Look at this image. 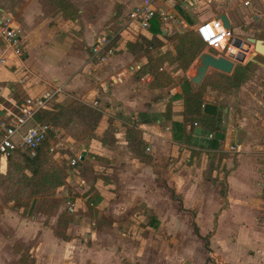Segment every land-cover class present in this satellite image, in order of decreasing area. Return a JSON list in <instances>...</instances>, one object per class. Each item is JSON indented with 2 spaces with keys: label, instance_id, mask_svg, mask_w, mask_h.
Here are the masks:
<instances>
[{
  "label": "crops",
  "instance_id": "0c3cea01",
  "mask_svg": "<svg viewBox=\"0 0 264 264\" xmlns=\"http://www.w3.org/2000/svg\"><path fill=\"white\" fill-rule=\"evenodd\" d=\"M14 1L18 3L14 7L18 14L14 26L21 32L23 55L18 58L6 53L7 61L0 66L1 96L13 105L15 100L9 85L13 84V89H25L31 94L29 96H40L60 87L53 100L62 105L76 100L88 104L91 100L93 106L98 104L101 117L99 126H96V136L82 141L72 136L66 138V145L70 146L69 154L61 155L67 164L65 184L48 195L33 197L28 203L7 210L9 221H0V264H18L24 253L27 264H164V261L167 264L170 260L180 264L178 257L172 258L171 251L165 255L157 253L158 245L167 243L161 236L159 239L150 237L149 240L144 236H135L132 241L112 236L118 226L130 222L125 217L138 206L144 213L145 228L149 230L155 225L163 226L162 217L169 208H163V200L165 204L170 202L173 205L175 202L177 213L193 208L199 211V205L210 187H206L208 183H200L198 179L201 175L197 176L191 170H198V160L203 155L208 156L205 150L211 155L219 150L209 147L200 150L196 146L204 144L207 139L208 133L202 127L200 135L194 133L189 146L172 138V122L183 119L181 84L151 88L142 77L135 75L146 62L144 53H151L140 48L139 44L142 38H152L154 21H151L149 29L142 31L136 24L125 26L127 40L133 44L111 46L113 54L106 61L97 62L91 56L96 39L101 35L108 36L106 28L103 29L105 21L114 15L125 21L127 12L141 0H65L76 9L73 20L58 8L56 0ZM169 2L172 1L158 3V6L168 8ZM257 2L192 0L191 7L186 11L181 6L178 10L172 8L179 18L176 19L178 25L175 21L161 22L164 25L161 24L160 28L166 35L168 30H174V26H188L194 30L208 12H203L205 8L213 5L214 16L210 18L225 14L233 37L253 35L254 32L261 34L264 31V0ZM2 3L3 0H0V11L4 10ZM180 10L189 13L184 15ZM119 42L122 43V40ZM162 46L153 49L161 52L165 48ZM3 52L0 41V54ZM44 68L49 72L41 70ZM243 88L241 85L240 89ZM214 93L207 90L204 99L214 104L218 112V105L209 97ZM228 94L225 98H234L237 103L224 109L223 146L228 148V144L235 143L237 148L233 151L236 160L234 167H230V158H224L227 173L214 168L212 176L225 179L228 193L233 192L235 187L242 196L249 191H253L250 195L259 194L258 188L262 193L264 184L256 187L260 176L257 157L264 154V102L256 91L240 92L236 97L232 92ZM102 102L110 105L105 108ZM167 105H170L168 112ZM103 117L107 120L103 121ZM126 127L135 129L144 141L143 152L150 158L149 163L128 148ZM196 148L202 151L197 159L191 152ZM75 155L79 156L78 162L70 166L68 158ZM189 167L191 170L187 171ZM156 179L165 180L166 185L181 197L182 208ZM184 194L186 197L194 196V204L186 206ZM216 194L220 196V192ZM219 196L218 201L221 199ZM73 200L76 203L73 202V211L77 216H69L64 211L65 202ZM220 204L219 201V209ZM230 207L232 204L227 203L220 210L227 212ZM165 215L168 219L167 212ZM190 221L193 227L197 226L195 220ZM198 233L201 235L199 229ZM195 235L202 240L196 232ZM171 240L180 244L181 239ZM202 245L204 247V243ZM256 248L258 252L254 258L261 260L264 258V242L257 243ZM181 249V255L189 259L187 250Z\"/></svg>",
  "mask_w": 264,
  "mask_h": 264
},
{
  "label": "rangeland",
  "instance_id": "374dc122",
  "mask_svg": "<svg viewBox=\"0 0 264 264\" xmlns=\"http://www.w3.org/2000/svg\"><path fill=\"white\" fill-rule=\"evenodd\" d=\"M255 2L258 3L257 0H255ZM169 4L171 6H174L176 9L179 8V5L177 3L169 2ZM17 5L18 3H15L14 0H3L2 6L4 10L0 11V14L5 13L11 16L13 25H14V21L16 22L18 20L17 11L14 8ZM185 11L183 13L184 15H186V13H189ZM203 12L204 13L207 12L208 14L207 13H206L207 15L204 14L202 20H208L210 17L214 16L213 5H211L209 8H205ZM175 23H177L178 25L177 21H175ZM121 24H122V20H119V18L117 19L116 16L114 15L111 16L110 19L106 20L105 24L103 25V27L105 26L103 29L106 28L105 31L107 32L108 35L107 37L110 39V44L112 47H119V46L121 47L122 45L127 47L133 44V42L127 40V35L124 32L125 26H122ZM187 27L188 26H186L185 28L182 27L176 28L174 26V30L170 32L168 30L167 39L165 40V44L162 46L165 48L163 51L160 50L161 53L169 52L171 53V55H173L175 53L174 47L177 44V40L174 38L175 36L174 34L176 32H181L184 30L191 29ZM261 32H262L261 34L260 32L259 33L254 32L253 35L243 34L241 35V37L239 36H235V37H239L242 39H245L246 37H254L264 40V31ZM138 39L139 37H137L136 40ZM120 40H122V43L119 42ZM232 49L233 51H236L235 48ZM154 50L155 49L152 48L150 52L151 54L156 55L157 51ZM208 50L209 48L203 45V48L202 50H200V53ZM259 54L254 56L255 59L264 63V55H259ZM214 55L217 56L220 54H214ZM248 55L249 53H246V57H248ZM144 56L147 60L148 58L147 54L144 53ZM197 57L193 60V62L190 65L187 66L186 69L177 67V63H168V62L163 63L161 65V68L167 71L170 75H172L174 79L172 84L165 86V88L171 85L173 86H177L178 84L180 85V80L182 79V77L184 76L188 77V73L192 72V65L197 59ZM245 61L241 63L235 61L232 72L226 75H230L232 77L233 76L232 73L235 70L236 66L245 65ZM255 65L256 66L252 71L245 70L248 77L237 86L231 87L229 89H216V90L211 89L210 86L206 87L204 94L206 93L207 90H211L215 92L214 94H210L209 97L212 102L218 105L219 108L218 112H220L222 116H224L225 114L224 113L225 108H230L231 106L234 107L237 103V100H234V98H230V100H227L225 98L226 95H229L228 92H232L234 94L233 97H236L240 92H242V94H246L248 90L252 92L256 91V93H258V97L262 98V101L264 102V96H263L264 69L262 68L263 69L262 70L261 68H259L260 66H258L257 64ZM41 70H44L46 73L49 72V70L45 68ZM214 72L223 73L216 69L208 68L202 82L206 79L207 75L212 76ZM135 75H139V78L142 77V79L145 80L148 84L149 81L147 80L150 79V75L142 74L138 71L135 73ZM241 85H243L244 87L243 89H240ZM12 87L13 84L9 85L10 91H12V94L14 95L15 103H13V105L10 104V102L7 101L6 98L1 96L0 94V117H3L7 112L5 108H8V110H13V109L16 110L15 105L21 104L25 97L31 95L30 93H27L23 88L13 89ZM203 99H204V95H203ZM75 102L79 103L80 105H84L86 107L94 109L97 112H100L97 109L98 104L97 107L93 106L91 100L89 101L90 103L88 104H85L84 102L78 100L70 103L73 104ZM70 103H68V105ZM101 104L105 108L106 106L110 105V104L106 105L107 102H102ZM2 106L4 108H2ZM111 107H113L112 104ZM105 119L106 118L103 117V121H105ZM45 122H49V121H45ZM102 125L105 126L103 122ZM96 126L98 127L99 124H97ZM54 127L56 128V131L52 132L49 135V137L45 140L41 152L37 156L39 160L48 155L55 159L62 158L61 155L63 154V152L69 151L70 149V146L66 145V141H67L66 138L69 137L70 134H68V132H66L65 129L60 128L59 126L54 125ZM96 132H97V128L95 127V134ZM72 133L76 134L77 132L73 131ZM187 145L189 146V144ZM204 145L198 144L196 146L200 150L202 148L205 150V148L207 147H204ZM200 152L202 151H199L197 148L193 150V155L196 156V159L199 158ZM205 153L208 156L206 157L203 155V157L201 156V159L198 160L197 163L198 170H191L190 167L186 168L187 171L190 170L194 171L197 174V176L201 175V178L199 177L198 179L200 180L199 182L208 183L209 186L206 187L207 188L210 187L208 189L209 192L205 195L204 201L202 200V202L199 205V211L193 208L188 211L183 210L177 213L175 202L173 203V205H171L170 202L168 204H165V200H163L162 201L163 208L166 209L167 207H169L167 209L168 211H164L162 217L163 226L159 227L155 225V227H153L152 230H149L145 228L142 218V214L144 213L142 212L141 206H138L136 209L131 210L130 213H128V217H125V219L129 220L130 222H126L124 225L118 226L113 233L110 231L112 233V236H116V237L120 236L122 238L130 239L131 241L132 239H134L133 237L135 236H138V238L140 236L142 237L144 236L148 240L151 239L150 237H157L156 239H159L161 236L163 240L167 241V243L158 245L157 253H164L165 255L167 254V252L171 251L170 254H173L172 258L178 257L179 259L178 261L180 262V264H264L263 257L261 260H256L254 258L256 252H258V249L256 248L257 243L264 242L263 189H262V193H261V188L260 189L258 188V191H260L259 194L254 193L253 195H250L253 191H249L248 194L242 196L241 191L238 190V188L234 187L233 192L228 193V197H227V203L228 205L229 203L232 204V207H230V210H228L227 212H222L219 209V201L221 202L220 206L224 204V201L222 200V198L221 199L219 198L218 201L219 195L216 194L220 192L221 184L219 181L216 182V180H218L217 177H215L216 180L215 178H213L214 177L212 176L214 175L213 170L214 168L218 169L217 171L219 172L225 170V174H226L227 172L226 169L224 168L226 162H224V158H230L229 166L234 167L236 160L235 158L236 153H234L233 150H230L226 146H223V148L218 150V152H213L212 155L210 154L209 151L207 152V150H205ZM220 153H224L225 156L221 157ZM70 155H73V153H71ZM76 157L77 156L75 155L74 157L68 158L69 163L73 158H75L77 160L76 162H78V159ZM257 160L259 163L260 170L258 172L260 176H259V180L256 181V187H259L260 186L259 184L264 182V176H262L264 175V154H258ZM18 188H19L18 183H16L12 178V176L8 174V166L6 165V160L5 159L3 160V158L0 157V221H4V222L9 221L10 216H7L9 214L7 211L9 208L14 207L15 205H22L28 203L25 194H22L20 197H18V194L21 193L20 191H18ZM180 188L182 187L180 186ZM183 196L185 197L184 204L186 206H190L194 204V200L196 199L194 196L190 195L189 197H186L185 194ZM241 201L245 203L241 204L240 203ZM72 202H74V200ZM67 206L68 203L65 202L66 210L64 211L67 213V215L77 216L76 211L75 210L70 211L67 208ZM166 212L168 215V219L164 217L166 216L165 215ZM92 214L93 213L91 212V215ZM130 216H132V219L130 218ZM191 219L196 221L198 229L201 232V235L209 234V250H210L209 252L205 251L202 245L203 240H199L195 235L194 227L190 223ZM175 238L181 239L180 244L173 243V240L170 241V239H175ZM181 248L187 250V255L189 256L188 257L189 259H185L184 256L181 255L183 252ZM126 258L127 256L124 257V260H126ZM164 264H166L165 261ZM167 264H177V263L172 262L170 260L169 262H167Z\"/></svg>",
  "mask_w": 264,
  "mask_h": 264
},
{
  "label": "trees",
  "instance_id": "16d2710c",
  "mask_svg": "<svg viewBox=\"0 0 264 264\" xmlns=\"http://www.w3.org/2000/svg\"><path fill=\"white\" fill-rule=\"evenodd\" d=\"M56 5H58L60 10H63L64 14L70 15V19H74V14L76 13L74 5L65 0H56ZM181 13L183 14L182 11ZM152 22L154 23V26H152V38H142V42L139 44L141 46L140 48H144L148 51L152 48L162 46L167 39V35L163 34L160 28L161 21L159 17H154ZM188 22L190 24L192 23L190 20ZM174 35L177 44L174 47L175 53L173 55L169 52L161 53L159 51H157L156 55L148 53L146 62L138 69V72L150 75L148 85L151 88L168 86L172 84L174 80L172 75L161 68L163 63H177V67L186 69L203 48V42L198 38L193 29L176 32ZM211 50L212 49H209L208 51L218 54L217 51ZM255 66V63L251 61L245 63V65H238L233 71L232 77L223 73L214 72L212 76L207 75L206 79L199 85H194L185 76L182 77L180 80V87L183 97V119L182 121L172 122V138L181 143L191 144L192 138L194 137V129L196 127H202L206 133H213V137L203 141L206 145L203 143L201 144H203L204 147L219 150L223 148L224 139L216 136L217 133H225L224 125L222 124L223 117L220 112L215 115L203 113L202 107L205 103L203 99L204 91L207 86L215 90L229 89L237 86L248 77L245 70L252 71ZM137 77H139V75H137ZM169 108L170 105H167L166 112L169 111ZM100 117V112L80 105L77 102L69 105H62L55 100H51L36 113L35 120L39 122L49 121L65 129V131L77 141H82L86 137L96 136L95 127ZM187 126H189V129H187ZM73 131L77 133H72ZM125 140L128 148L133 154H138L142 156L145 162H150V158L143 152L144 141L140 139L135 129L126 127ZM44 143L45 141L38 149L36 157L30 158L23 151L16 149L6 158L8 174H10L19 185L18 191L21 193L18 194V197L25 194L27 201L36 196L48 195L51 190L67 182V164L64 158L55 159L48 155L40 160L38 159L37 156L41 152ZM191 152L193 153V151ZM64 153L69 154V151H64L63 154ZM220 156L223 157L225 154L220 153ZM217 179L218 180L215 178L216 182L219 181L221 184L220 197L224 201L220 209H224L227 206L228 186L225 179ZM156 181L170 192L171 198L177 201L180 208H182L181 197L178 196L171 187L166 185L165 180L156 179ZM194 230L199 238L203 240L204 247L209 252V234L200 235L196 225H194ZM27 262L28 260L24 253L18 264H27Z\"/></svg>",
  "mask_w": 264,
  "mask_h": 264
},
{
  "label": "built area",
  "instance_id": "2783aa9c",
  "mask_svg": "<svg viewBox=\"0 0 264 264\" xmlns=\"http://www.w3.org/2000/svg\"><path fill=\"white\" fill-rule=\"evenodd\" d=\"M165 1L167 0H141L127 12L125 21H122L121 25L136 24L142 31L149 29L152 19L156 16L163 23L176 21L177 14L172 9L174 6L168 5V8L158 6V3ZM170 1L177 3L185 10L189 9L192 4V0ZM194 31L205 47L217 51L220 55L224 56L229 52L236 53L239 50L232 44L231 28H226L220 17L200 21ZM0 41L4 48V52L0 54V66L7 61L6 53L18 58L22 57L23 43L20 30L13 25L9 14H0ZM112 54L110 39L106 35L99 36L91 48V56L97 62H103ZM59 91L60 87H56L40 96H27L21 104L15 106L16 110H6L5 115L0 117V157L7 158L16 149L23 151L30 158L36 157L42 143L52 132L56 131V128L49 122L36 121L35 115L53 100L54 95ZM212 137L213 133L207 134V139ZM228 148L235 150L237 146L230 143ZM76 158L79 159V156ZM76 161L75 158L71 159L69 165L74 166ZM73 208L74 203L69 202L68 209L73 211Z\"/></svg>",
  "mask_w": 264,
  "mask_h": 264
},
{
  "label": "water",
  "instance_id": "95a60500",
  "mask_svg": "<svg viewBox=\"0 0 264 264\" xmlns=\"http://www.w3.org/2000/svg\"><path fill=\"white\" fill-rule=\"evenodd\" d=\"M220 19L222 20L224 26L226 28H230V23L225 14L220 15ZM232 44L236 46L239 50L236 53L229 52L227 55H214L209 51L201 52L195 62L192 65V72L188 73V79L194 84H201L208 68H213L218 71H221L225 74H229L232 72L234 68V62H244L245 63L251 61L258 66L264 68V63L255 59L254 56L257 54L264 55V40L258 39L254 37H246L245 39L239 37H233ZM246 53H249L248 57H246ZM202 111L205 114L215 115L216 114V106L211 103H204L202 107ZM224 125V123H222ZM201 127H196L194 129V133L196 135L201 134ZM216 136L218 138H223L222 133H217Z\"/></svg>",
  "mask_w": 264,
  "mask_h": 264
}]
</instances>
